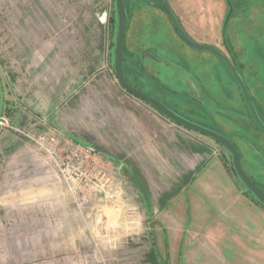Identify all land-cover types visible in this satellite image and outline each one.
<instances>
[{"label": "rangeland", "instance_id": "374dc122", "mask_svg": "<svg viewBox=\"0 0 264 264\" xmlns=\"http://www.w3.org/2000/svg\"><path fill=\"white\" fill-rule=\"evenodd\" d=\"M172 1L195 32L211 18L208 6L217 4ZM230 2L228 46L236 29L247 48L242 52L235 44L239 53L231 55L264 120V15L255 14L251 0ZM126 3L128 12L136 10L127 32L144 26L152 36L145 51L123 47L130 80L190 119L229 135L247 174L264 189V134L225 63L186 44L157 0ZM238 14L243 18L235 21ZM15 15L0 12V109L3 105L6 120L0 124V264H264V207L235 176L220 145L211 162L224 163L235 181L219 174L208 193L199 192L197 183L165 191L170 185L165 176L173 178L176 170L163 151L169 144L163 134L168 132L157 128L161 114L126 92L113 73L115 8L97 54L81 60L53 54L33 59L36 29L29 18L18 35ZM219 49L227 54L223 45ZM37 71H45L41 81L33 76ZM63 84L70 85L69 95L58 88ZM43 133L101 153L106 172L116 176L115 200L78 205L53 161L25 135ZM172 159L180 160L176 151Z\"/></svg>", "mask_w": 264, "mask_h": 264}, {"label": "crops", "instance_id": "0c3cea01", "mask_svg": "<svg viewBox=\"0 0 264 264\" xmlns=\"http://www.w3.org/2000/svg\"><path fill=\"white\" fill-rule=\"evenodd\" d=\"M167 1V3H169L168 5L171 6V9L175 13V17L178 18L184 31H186L190 37L198 38L199 42L212 43L219 48H221V45L225 47L223 42L222 22L225 17L224 14H226V8L224 6L225 3H223L222 0H215L214 2L217 4L215 5L216 7L212 9L208 6L207 12H213V14L210 19L202 20L197 32L193 30L190 21L185 15H183L184 11L176 8L177 4H174V1ZM251 1V6L255 7V14L262 13L261 16H263L264 0ZM113 5L114 0H0V12L14 11L16 13L15 24L18 35H20L19 28L23 30L25 27L24 23L30 18L32 21V29H36L33 31V36H36L35 43L38 45V49H36L37 51L32 49L33 55L31 57L33 59H41L43 56L48 57L49 54H53L57 59L81 60L92 58L89 54H97L98 46H100L105 38L108 37V32L111 30L113 24V21L111 20ZM200 6L203 5L201 4ZM200 9H203V7H200ZM214 9L216 10L213 11ZM130 10L128 12V18L133 19L134 21L136 18V10L132 8ZM30 12L31 15H28L27 13ZM256 15L258 16V14ZM256 15H254L255 20ZM99 17H101L102 20H106L107 23L98 20ZM242 18V14H238V16H235V21ZM128 23L129 20L127 25ZM173 28L175 30L174 26ZM144 29H146L144 26L138 27V30L136 29L135 31L131 28V31L128 33L126 27V32H124V42L122 45L124 49L128 48L134 52L142 49L145 51L147 47L146 44H148L149 40L151 41L152 36L151 34H146ZM225 39V42L228 45L226 29ZM230 39V42L232 43L230 45V48L232 49L230 50L232 53L234 52V55L239 53L235 50L238 51L240 49V51L243 50L242 52L246 51L247 47L244 46L241 41L243 39L238 36L236 29H233L232 34H230ZM154 40H156L155 37ZM235 44L239 49L233 48L236 46ZM35 53L36 55H34ZM41 75H45V71H37L33 74L34 77L37 76V81H41ZM69 86L70 85L64 87L63 84V86L61 85V87L58 88H60V91L69 95L71 92ZM159 116L160 117H157V121L159 122L157 128L159 131L168 132V135L165 133L163 134L164 137H167L169 147L163 149V151L166 154L168 162H170L176 170V176H174L175 178L173 177L174 179L172 176L170 177V175L165 176L170 182L169 187H167L165 191L175 185H180L181 183L182 188L188 183L191 185L197 183L199 192L208 193L210 188L217 183L215 181V176L219 174H226L231 180L233 179L235 181V178L231 175L230 170L224 163L219 166L211 162L213 161V158H211L212 152L214 151L213 148L216 146L214 140L203 135L201 136V134L194 131H188V129L173 124L162 115ZM172 149L180 156V160L177 161L176 164L173 163L172 156L175 151ZM144 188L149 194L148 188ZM240 193L245 196L248 202L256 206L241 189ZM192 196L197 197L198 195L193 192Z\"/></svg>", "mask_w": 264, "mask_h": 264}, {"label": "water", "instance_id": "95a60500", "mask_svg": "<svg viewBox=\"0 0 264 264\" xmlns=\"http://www.w3.org/2000/svg\"><path fill=\"white\" fill-rule=\"evenodd\" d=\"M157 4L161 5L167 12L168 18H170L173 26L175 27V31L179 34V36L185 41V43L191 45L192 47L198 48V49H206L214 53L215 56H217L219 59H221L224 63L226 68L231 73L234 82L237 83L238 88L240 90V95H242V98L245 103V108H247L248 113L250 117L252 118V121L255 122V125L258 127V129L261 131L262 134H264V120H262V117L259 114V111L257 107H255V103L253 101V98L251 94H249V89L247 87V84L245 81H243V77L239 71V68L235 58L231 55V50H229L227 43L225 42V29L227 20L229 18V14L231 13V5H229V11L225 15V20L223 24V42L225 44V48L227 51V54L222 51L221 49L208 45V44H202L197 43L191 37L187 34L186 31H184L183 26L181 25L178 18H176L175 13L171 9V6L168 5V3L165 0H157ZM126 0H114V8H115V35H114V41H113V59L112 60V67H113V73L115 74L120 86L128 93H130L132 96H134L137 99H140L147 104H149L152 108L155 109V111L159 112L162 116L167 118L169 121L173 122V124L179 125L185 129L194 131L196 133L201 134V136H206L211 138L215 141L218 145L221 146V148H224L230 155L231 158V165L233 169V173L238 178V180L241 182L245 190L251 195V197L261 206L264 207V189L260 187L250 176L247 174V172L244 170L241 161H240V153L238 148H236L235 142L229 137V135H225L221 131H218L216 129H213L211 127L205 126L202 123H198L189 117L183 115L178 110H175L165 104L160 99L156 98L155 96L138 89L135 86H132L126 78V75L124 73V62L122 60L123 58V42L127 27V18H128V7L126 6ZM2 91V89H1ZM3 93V91H2ZM4 94L2 96V101H4ZM3 115V105L0 109V116Z\"/></svg>", "mask_w": 264, "mask_h": 264}, {"label": "built area", "instance_id": "2783aa9c", "mask_svg": "<svg viewBox=\"0 0 264 264\" xmlns=\"http://www.w3.org/2000/svg\"><path fill=\"white\" fill-rule=\"evenodd\" d=\"M98 20H102L99 17ZM105 22V20H102ZM0 116V124L5 123ZM29 139L39 145L57 168L61 178L71 197L78 205H86L91 199H105L114 201L117 191L114 189L116 176L106 172V166L102 163V156L69 139L57 136L40 134L37 136L25 134Z\"/></svg>", "mask_w": 264, "mask_h": 264}, {"label": "trees", "instance_id": "16d2710c", "mask_svg": "<svg viewBox=\"0 0 264 264\" xmlns=\"http://www.w3.org/2000/svg\"><path fill=\"white\" fill-rule=\"evenodd\" d=\"M231 0H226L225 2H227V5H228V7H229V5H231L232 6V4H231V2H230ZM227 13H228V11H227ZM231 13H232V10H231ZM230 13V14H231ZM230 14H229V17H230ZM228 46V45H227ZM228 48H229V46H228ZM229 50H230V48H229ZM124 62V61H123ZM124 73H125V75H126V78H127V80H128V82L130 83V84H132V86H135V87H137L138 89H140L139 88V86H137V85H134L133 84V82L130 80V78L128 77V74L126 73V68H125V65H124ZM143 91H145V90H143ZM145 92H147V91H145ZM147 93H149V92H147ZM149 94H151V93H149ZM151 95H153V96H155L154 94H151ZM156 97V96H155ZM165 103V102H164ZM165 104H167V103H165ZM168 106H170L171 108H173V109H175V110H178V108H176L175 106H171V105H169V104H167ZM179 112H180V110H178ZM180 113H182V112H180ZM183 114V113H182ZM183 115H185V114H183ZM186 116V115H185ZM217 130V129H216ZM218 131H220V130H218ZM232 171H233V169H232Z\"/></svg>", "mask_w": 264, "mask_h": 264}]
</instances>
